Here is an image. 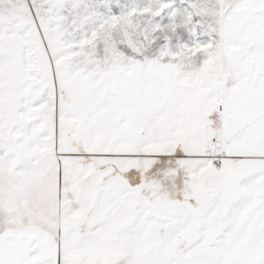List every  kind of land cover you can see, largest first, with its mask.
<instances>
[{"label":"snow or ice","instance_id":"obj_1","mask_svg":"<svg viewBox=\"0 0 264 264\" xmlns=\"http://www.w3.org/2000/svg\"><path fill=\"white\" fill-rule=\"evenodd\" d=\"M0 264H264V0H0Z\"/></svg>","mask_w":264,"mask_h":264}]
</instances>
